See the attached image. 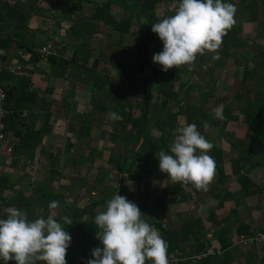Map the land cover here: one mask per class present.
<instances>
[{
  "label": "crops",
  "instance_id": "crops-1",
  "mask_svg": "<svg viewBox=\"0 0 264 264\" xmlns=\"http://www.w3.org/2000/svg\"><path fill=\"white\" fill-rule=\"evenodd\" d=\"M6 1H9L13 8L22 11L28 17L27 27L22 31L23 35L24 33L32 34L34 31L46 32L47 35L44 42L40 44V48L35 50L39 51L40 56L38 58L31 56L30 52H27L23 47H18L14 42L6 49L0 48L2 83L7 89L14 86L17 88L24 87L26 92L31 93V96L25 95V108L21 109V115L25 118L28 126L40 131V141L24 142L29 147L35 145L33 150L30 148L17 149L16 145L18 142L20 143V140L17 138L14 140L13 134L10 132L7 135L13 146V154L9 158H0V196L2 197L0 218H6L10 208H19L27 212L29 216L28 210L32 208L36 218L42 213L45 217L52 214L60 219L67 214L64 211V205L76 208L82 207V205H76L75 199L68 201L74 194H77V191H74L76 188L71 187L73 191H70L67 186L63 188V186L58 187L57 185L51 187V193L59 196L58 199H55L59 201V206L56 209H49L48 205L54 199L52 198L50 201L44 199L43 190L47 189L43 179L46 174L44 170L47 167L53 168L57 172V176L64 175L60 178L61 181L68 180L70 176L61 169V165L65 162L74 165L73 161L80 159V156H76L77 153L72 150L73 145L77 144L75 143L77 140L75 129L78 131L81 128L83 114L90 112L92 108L90 100L99 96L97 93H89V90L92 91L97 82L99 88L97 92H99L101 87H105V83L99 82L100 79L97 81V76L85 71L78 72L79 67H75V64L83 63L80 54L73 66H60L59 69L44 57L40 49L47 41H50L52 54L56 55L57 61L70 59L75 50L80 53L83 52V54L89 55L86 61L89 66L94 55L97 54V48L99 50L101 48L94 44L96 39L94 35L98 34L100 29L102 30V23H97L90 17L94 6L105 0H0V36L11 33L15 26L7 16L9 12L5 8ZM123 9L117 4H113L111 10L115 16H120ZM11 15L13 14H9V16ZM263 19L262 16L261 19H257L261 26L254 33L255 43H252L250 36L247 35V59L245 63L250 73L247 77L246 88L241 92L244 96L251 94L257 86L264 91V25L260 22ZM22 38H18L20 44L30 46ZM94 45L97 47L96 49ZM242 51L244 50L237 52L241 55ZM103 60V58L100 59L101 62ZM242 60L243 56L241 60L234 62L240 65L239 68L241 69L243 67L241 65ZM241 75L242 72L240 75H233L228 86L226 84L225 88L220 87L217 90L223 94L230 92L234 96L240 89L238 83ZM92 77L94 78L93 81L90 79ZM224 79L228 80L226 76ZM90 94H92L91 98L88 97ZM80 102L83 104L81 109ZM220 109L219 107L218 114ZM233 109L231 121L226 120L224 124H217L218 135L214 142L208 139L216 148L222 150L223 162L219 164V168L223 167L225 178L222 180L221 174L215 172L208 189L206 191L197 190L196 193L192 192L188 185L177 182L174 184L175 192L169 193L168 189L165 191L161 189L164 186L155 187L157 177L153 172L159 170L161 173V171L159 164L154 163L152 164L154 180L153 187L149 192L150 207L148 213L152 211L155 213L156 208L167 207L168 221L166 222V219L163 220L162 218L165 227L168 230L175 229L177 232L187 229V232L181 233L184 253H187L188 249L190 250L188 242H192L194 245H202L201 247H204L206 253L212 254L213 251H217V257L220 258L223 252L219 251L217 234L226 227L225 239L232 246L229 248L230 254L221 258L222 263L220 264H264V247H250L243 242L247 235L237 234V230L241 231L244 225L248 226L250 231L248 233L251 234L262 231L264 227V210H260V208L256 210V202L262 204L264 200V123H258L256 130H251L249 125L242 120L244 114L236 108L235 103ZM93 113H95L94 110ZM262 114L264 116V111ZM181 119L183 122L178 121L179 126L185 123L184 116ZM96 120L94 119L91 123V129L94 126L97 131L100 124L94 123ZM21 128L22 131L26 129L25 126ZM221 131L223 132L221 133ZM204 132L205 126L201 127V133L204 134ZM89 136H93V132ZM227 139L231 141L232 146ZM15 141L18 142L15 143ZM105 141L107 142L106 137ZM106 145L112 144H105L104 146ZM226 153H232V158L226 159ZM232 160L240 161V173L246 174L253 182L254 187L249 188L248 192L242 190L239 182L231 173L230 162ZM73 168L75 167L73 166ZM36 176L37 179L35 180ZM187 190L191 191L192 196L184 199ZM93 193L98 194L97 191H93ZM164 193L170 198L165 197ZM60 195H63V200H61ZM167 199L171 201L167 203ZM250 207H252L251 212ZM99 208L100 206L96 207L95 211ZM229 211H232L233 215L227 222L224 217L228 215ZM148 213L146 212V214ZM246 213L248 215L251 213L249 218L251 220L245 221ZM198 218H200L201 223L197 226L193 220ZM198 227L202 230V236L194 234ZM200 255L203 256L204 253ZM9 264H15V262L9 261Z\"/></svg>",
  "mask_w": 264,
  "mask_h": 264
},
{
  "label": "trees",
  "instance_id": "trees-1",
  "mask_svg": "<svg viewBox=\"0 0 264 264\" xmlns=\"http://www.w3.org/2000/svg\"><path fill=\"white\" fill-rule=\"evenodd\" d=\"M127 1L130 2L129 5ZM122 2L124 4H122ZM122 2L119 0H105L104 2L98 3L90 18L97 23H102L103 25L110 27L115 34H120L121 36H126V34L129 33H135V35H137L138 33L140 41L131 45L130 48L127 49L126 53L128 54L121 63H115L114 57H107L113 66L123 74L124 81L128 85L127 92L130 94L136 93V105L132 106L127 99H122L118 85H115V83H112L111 81L109 82L106 74H102L101 72V77L105 79V87L100 88V96L90 100L92 108L89 113L83 114V117L81 118L82 126L78 130L77 135L81 134L87 137L89 136L91 123L94 120L92 114L93 110L98 109L101 112L110 111L114 118L112 120V130L110 134L106 135V140L113 145L109 150V159L115 163L117 173L120 176V182H118L119 180L117 181L118 184L123 180V184L125 183V186H122L121 192H119V189H113L111 198L114 197V193L119 195L127 194L126 192H122L124 189H128L125 180L127 179L129 180L130 186V193L128 192L129 195L127 198L129 200L134 198L138 199V201L135 200L134 202L143 213L150 207L149 192L153 187L154 180V176L152 175V164H159L158 155L161 149L166 151L169 150V145L172 143L170 138L173 141L175 129L179 126L178 117L180 115L184 116V124H197L198 130L201 132V127L203 126L213 127L218 123L224 124L226 120L231 121L233 119L232 113L234 111L233 105L235 103L236 108L244 114L242 120L249 125L251 130H256L258 123H264V116L262 114L264 111V91L257 86L251 94L244 96L241 93L242 90L246 88L247 77L250 71L245 63L247 59V41L245 40V37H240L241 29L238 26L239 24L235 23L223 37L222 46L218 51L224 57L230 55L236 57V48L244 47V51H242L244 53L242 55L243 62L241 61V65L243 66L242 75L238 83L240 89L237 90L234 96H232L230 92L228 94L220 92L216 94L215 92H218V87L214 81L210 80L209 84L206 85V90L202 91V93L197 92L196 96H194L195 101H193L190 97V86L192 83L187 82L180 77L179 69L174 66L167 72H164L161 70V66L154 64L152 60L153 54L161 51L163 44L158 35L152 32L151 24L159 22L167 16L173 15L176 10L175 7L178 5V0H122ZM240 2L243 7L239 9V12L240 14L247 13V19H249V22L250 20H256L260 6L264 7V0H239V3ZM163 3L166 4L165 10L158 13L157 9H159ZM113 4H117L121 8L130 7V9L135 12L134 16H115L111 10ZM5 8L9 14L14 15L9 16L8 14L7 16L15 26L11 33H6L0 36V48L6 49L12 42H14L18 47H23L27 52H30L31 56L38 58L40 56L39 51H35L28 45H21L18 39L21 36V32L27 27V15L22 11L13 8L9 1H6ZM260 15L264 18V13H260L259 16ZM260 22L264 25V19ZM133 24L136 25V29L131 28ZM120 38L121 37L117 36L115 44H119L118 41ZM79 54L80 57H82L83 63L75 64V67H79L78 72L85 71L94 76L99 75L100 59L104 58V56L100 57L95 54L89 66L86 64L89 55L83 54V52L80 53L77 50L74 51L73 56H71L70 59H59L57 61L58 58L56 55L52 54V52L49 55H44V57L60 69V66H73L74 61ZM201 56L202 55L198 56L197 59ZM217 61L218 60H214V62ZM234 62H237V60ZM184 66V69L187 70L188 67L186 65ZM144 68H149L148 76L143 74ZM212 71L213 68L207 69L209 76ZM191 73H196L195 65L191 68ZM101 77L99 76L97 81H99ZM195 77H197V74H195L194 78ZM0 81L2 83L1 75ZM173 81L177 83L176 89H173L171 86ZM96 84L98 83L96 82ZM30 94L31 93L25 91L24 87L17 88L14 86L9 89L6 88V107L8 113L4 119L5 129L7 132L13 134L14 140H16V138L20 140V143L15 141V143H17V149L30 148L33 150L35 145L29 147L24 142L40 141V131L28 126L25 118L21 115V109L25 108V95ZM32 95L34 96V94ZM103 100H107L108 105H105ZM174 105V110H171L170 106ZM209 105L219 106L221 108L216 119H213L212 115L205 111L206 107H209ZM135 108L136 110L138 109V113L133 116ZM94 112L96 113V111ZM23 126L26 127L24 131H22L21 128ZM222 132L223 131H221V133ZM113 139H119L120 146H115L113 142L116 141ZM227 141L230 146H232L231 141L229 139H227ZM115 149L116 155L112 156L113 154H111V151L113 152ZM90 154L93 155L92 153ZM209 154L215 159V172L221 174V179L223 180V178H225V173L223 167L219 168V164L223 162L222 150L213 145ZM89 155H85L86 162H91L92 156ZM147 158H149L148 161L146 160ZM76 161L77 160L73 161V163H77L78 165L79 163ZM137 162L141 172H134L135 164ZM230 165L231 173L235 176V179L239 182L244 192H248L249 188L254 187L253 182L246 176V174L240 173V161L232 160ZM147 169H149V171ZM49 171L53 175L57 174L53 168H50ZM95 177L97 176H94V178ZM51 182L52 179L48 182L49 184H46L49 195L45 192L46 190H43V195L45 196L44 199H47L48 201L52 198L54 200L58 199L59 197L58 195H53L51 193ZM188 186L191 188L192 192H197L198 189H196L191 183H188ZM114 188L116 187L114 186ZM91 189L94 191L96 188L93 186ZM161 189L165 191L167 188L161 187ZM134 195L137 196L135 197ZM60 198L63 200V195H60ZM1 200L2 197L0 196V202ZM108 200L109 198L106 200V198L103 197L102 190H98V196H90L89 201L82 207H66L64 205V211L65 213L67 212L65 215L69 217L71 221L70 224L64 223V227L72 236L71 245L67 250L66 259H68V255L72 253L74 248L79 249L80 256H82L81 258L73 259V264H85L87 259L91 256V249L100 246V241L97 237V235L100 234V230L94 223V217L101 211H95V208L102 206L101 209L103 210L104 206L107 205ZM229 212L232 213V211ZM90 214L94 215L93 218L90 217ZM145 216L146 217L143 218L146 219L148 223L157 228L159 232H163L161 235L167 241L169 264H220L222 263L221 258L231 252L229 248L232 244L225 239L224 232H227V229H225L226 227L222 228L217 234L219 251L223 252L221 257L218 258L217 251H213L212 254L206 253L203 249L204 247H201L202 245H194L192 242H188L190 250L188 249V252L184 253L181 233L187 232V229H182L179 232L175 229L168 230L162 221V213H157L156 215L148 213ZM228 216L229 215L224 217L227 222L229 220ZM193 222L198 226L201 223V220L198 218L193 220ZM242 228L241 231L237 230L238 235L248 236L251 234L248 233L250 231L247 225L242 226ZM262 230L264 231V227ZM194 234L202 236L203 233L201 228L198 227ZM76 235H78L80 239L83 238L89 240V243L82 246V243L77 240ZM203 253L204 255L201 256L200 254ZM195 256L198 257L195 258ZM150 261L151 260H147L146 264H150ZM39 264H43V262H39Z\"/></svg>",
  "mask_w": 264,
  "mask_h": 264
},
{
  "label": "clouds",
  "instance_id": "clouds-1",
  "mask_svg": "<svg viewBox=\"0 0 264 264\" xmlns=\"http://www.w3.org/2000/svg\"><path fill=\"white\" fill-rule=\"evenodd\" d=\"M236 11L229 0H178L173 15L151 24L163 44L153 54V63L167 72L182 65L191 70L197 54L206 51L218 60L223 37L236 22ZM212 148L197 124L178 126L169 150L159 151V169L173 182L191 183L206 191L216 171L215 159L209 154ZM58 206L56 200L48 205L49 209ZM143 214L125 195L116 193L109 199L105 210L94 217L100 246L91 249L86 264H146L147 260L169 264L167 241ZM64 223H71L69 217L58 220L49 214L31 219L19 208L8 209L6 218H0V264H68L72 236Z\"/></svg>",
  "mask_w": 264,
  "mask_h": 264
},
{
  "label": "rangeland",
  "instance_id": "rangeland-1",
  "mask_svg": "<svg viewBox=\"0 0 264 264\" xmlns=\"http://www.w3.org/2000/svg\"><path fill=\"white\" fill-rule=\"evenodd\" d=\"M122 2V0H119ZM166 2V1H165ZM229 2H232L235 4L236 6V14H235V23L239 24L238 26L241 29L240 32V37H245V40L247 41L248 44V40H247V35L250 36V41L252 43H255L254 41V33L255 31H257V28L259 26H261V24L259 23V21L257 19H261V15L259 16L260 13H264V7L259 8L258 12H257V16H256V20H250L247 19V13L244 14H240L239 9L241 7H243L242 3L240 6L239 0H229ZM128 5L130 4L129 1H127ZM167 3V2H166ZM122 4H124L122 2ZM96 7V5L94 6V8L92 10H94ZM166 4L163 3L162 6L159 7L158 13L162 12L163 10H165ZM178 5H176L175 8H177ZM88 11V9H86ZM133 10L130 9V7L124 8L122 12H120V16L122 17H128L132 14V16H134L133 14ZM244 12V11H243ZM132 29H136V25L133 24ZM82 32V30H81ZM47 33L46 32H41V31H34L32 34L30 33H24L21 32V36L20 38H22L23 36V41L26 43H29L30 46L36 50L40 48V44L44 42V39L46 37ZM117 36L121 37L119 39V44H115V41L117 39ZM94 38H96L94 40V44L98 47H101L100 50L97 48V55H99L100 57L105 56V58H103V62H101V65L99 67L100 72H98L99 75H97V77H101V75L103 73L106 74L107 79L109 80V82L111 81L112 83H115V85H118L119 89H120V95L122 97V99H127L129 104L134 106L136 105V93L134 94H130L127 92V83L124 81L123 78V74L120 73V70H117L113 64L107 59V57H114V61L115 63L119 64L121 63V61L127 56L128 53H126L127 49L130 48L131 45L136 44L137 42L140 41L139 37H138V33L137 35H135V33H129L121 36L120 34H115L110 27L105 26L102 24V30L100 29L98 34L94 35ZM240 49V50H239ZM123 50V51H122ZM244 50V47H237L236 48V57L234 56H228V57H224L220 54V58L218 59L217 62H214V60L212 59V55L213 53L206 51V53L204 55H202L201 57H199V59H197L198 56H200V54H197L196 60L194 61L193 65H195V74H197V77L194 78L195 74L191 73V70H189V68L187 70H185V66L182 65L179 67V71H180V77L187 81V82H191V89H190V97L192 98L193 101H195V97L197 92L198 93H202V91L206 90V85L209 84L210 80L214 81L215 84L217 86H219L217 89L219 90L220 87L225 88L224 86L229 85L232 76L233 75H237V74H241L242 69L239 68L240 65H238L237 63H234L235 60H241L242 59V53L240 55V53H238L237 51H241ZM235 59V60H234ZM234 60V61H233ZM199 66V67H198ZM188 67V66H187ZM209 68H213V71L211 72V75L209 76V72H207V69ZM102 72V74H101ZM143 74L145 76L149 75V68H144L143 70ZM224 76H226V78L228 80L224 79ZM91 81L94 80V78H90ZM99 82H104L105 83V79L104 78H100ZM97 85V84H96ZM95 85V86H96ZM93 86V90H89V93H93L100 96V91L97 92L98 85L97 87ZM172 88L176 89L177 87V83L175 81L172 82ZM217 90V91H218ZM221 90V89H220ZM216 94L219 93L215 92ZM222 93V92H220ZM92 94H90L88 97L91 98ZM88 98V99H89ZM155 98V95H154ZM95 99V98H94ZM105 105H108V101L107 100H103ZM126 103V102H125ZM83 107L82 102H80V109ZM174 106H170L171 110H174ZM216 113H215V111ZM219 110V106H212L209 105V107H206V110L208 112V114L212 115L213 119L216 117H218V113L217 111ZM96 111V113H93L94 119H97L96 121H94V123H99L100 127L99 129H95V127L93 126V128L91 129L90 135H92L93 132V136H85V135H81L78 134L77 135V140L78 142L75 141V143L73 145V151H75L76 156H80V159L78 160V165L77 163L70 164L68 162L63 163L61 166V169L64 170V172L66 173V175L70 176L68 177L67 181H61V177L63 176H57V175H53L50 173V168L47 167V169L44 170L45 177L43 178L45 181V184H49L48 182L50 181V179H52L51 182V186L52 187H56L58 185L59 186H63V188H65L66 186L68 188H70V191H73L71 189L72 188H76L74 191H77V194H74L73 197L69 198L68 201H72V199H75V203L76 205L79 206H83L85 203H87L89 201L90 196H93L92 191V187L94 186L96 189L94 190L97 191L98 190H102L103 193V197L106 198V200L109 198H111V194L113 189H119V192H121L122 186H125V183L123 184L124 180L118 184V182H120L119 180V175L117 173V168L115 166V163L109 159V150L110 148L113 147V145H106L105 144H110L109 141H105V137L107 134H110L111 130H112V123L111 120H113L114 116L110 113V111H105V112H101L98 109L94 110ZM138 113V109L134 111L133 116H135ZM178 121L183 122L182 115H180ZM216 127L217 124H215L213 127H206L205 126V132H204V136L207 137V139H210L211 141L214 142L215 137H217L218 133L216 131ZM76 133L78 132L77 129H75ZM101 135V136H100ZM100 136V137H99ZM108 139V137H107ZM100 140V141H99ZM116 142H113L115 146H120V141L119 139H113ZM170 141L172 142L171 138ZM105 143V144H104ZM92 147V148H91ZM94 149V150H93ZM90 150H92L90 152ZM94 152V153H93ZM115 152V153H114ZM86 153H92L93 155H89L92 156L91 158V162L87 161L85 159V156L83 154ZM111 154H113L112 156L116 155V149L112 152ZM83 157H82V156ZM78 156V157H79ZM231 156H233L232 153H226L225 154V158L228 159ZM235 157V156H234ZM77 158V157H76ZM150 158V157H149ZM147 158L146 160L148 161ZM232 158V157H231ZM47 161H49V159H47ZM77 162V161H76ZM68 163V164H67ZM73 166L75 168H73ZM26 168V167H25ZM151 169V167H150ZM149 171V169H147ZM28 171V170H27ZM40 171V170H39ZM38 171V174L40 175V172ZM49 171V173H48ZM75 174H74V173ZM134 172H141L140 171V167L138 166V162L135 164V170ZM73 173V174H72ZM153 174L157 177V182L155 187H160V186H164L168 189L169 193H174L175 192V188H174V184H176L177 182H173V180L171 178H169L167 173H163V172H159V170H157V172H153ZM99 175V176H98ZM161 175V176H160ZM94 176H97L94 178ZM39 177V176H38ZM37 179V176L35 177V180ZM119 180V181H118ZM126 180V187L128 188L127 190H123L122 192H126L127 194H123L126 197H128L129 193H130V186H129V180ZM118 181V182H117ZM261 181V180H260ZM182 185H188V183H180ZM114 186L116 188H114ZM152 187V186H151ZM260 188H263L260 186ZM177 189H179V187L177 186ZM48 189H46L45 192H47V194L49 195V192L47 191ZM92 191V193H91ZM129 192V193H128ZM116 193H114L115 195ZM98 195V194H96ZM95 195V196H96ZM132 195V194H131ZM166 195V193H164V196ZM135 196V195H134ZM137 196V195H136ZM135 196V197H136ZM190 196H192V193L190 190H187L185 192L184 195V199H188ZM132 197V196H131ZM165 197H169V195L165 196ZM138 201V199L134 198L131 199V201ZM164 201V200H163ZM171 200L167 199V203L170 202ZM263 204V205H262ZM259 204L256 202V210L258 208H260V210H264V200L263 203ZM107 205L104 206V209L106 208ZM255 206V205H253ZM252 206V207H253ZM262 206V208H261ZM252 207H250V212ZM45 208V207H44ZM102 206H100V208L98 209V211H103ZM167 207L162 208H156V212L158 211V213H162L163 216V220L164 218L166 219V222L168 221L167 218ZM29 218L31 219H35V212L32 208H30L29 210ZM146 212L148 213L149 210L143 212V217H146ZM154 213L153 211L151 212L152 215H156L157 213ZM261 212V211H260ZM93 214V213H92ZM90 214V217L93 218L94 215ZM229 216L228 218L231 219V216L233 215V213L228 212L227 213ZM43 216L42 213L39 214V217ZM251 216V213H249V215L246 213V217H245V221H249L251 219H249ZM152 217V216H151ZM167 227L168 223H167ZM161 234H163V232H160ZM77 240L80 241L82 244V246H84L86 243H89V240L87 239H83L79 236H76ZM91 242V241H90ZM250 245V244H248ZM250 247H254L253 245H250ZM82 256H80V251L79 249H73L72 253L68 255V264H73V259L75 258H81ZM86 264V263H85ZM151 264V261H150Z\"/></svg>",
  "mask_w": 264,
  "mask_h": 264
},
{
  "label": "built area",
  "instance_id": "built-area-1",
  "mask_svg": "<svg viewBox=\"0 0 264 264\" xmlns=\"http://www.w3.org/2000/svg\"><path fill=\"white\" fill-rule=\"evenodd\" d=\"M41 53L44 55H49L53 50L51 42L47 41L43 47H41ZM6 86L0 81V158H9L13 154V146L10 143L7 135L10 133L5 129L6 115L8 109L6 107ZM246 244L253 245L255 247H264V231H256L243 239Z\"/></svg>",
  "mask_w": 264,
  "mask_h": 264
}]
</instances>
